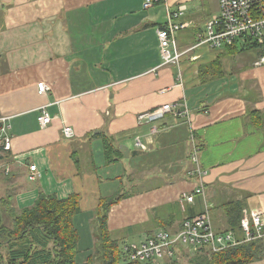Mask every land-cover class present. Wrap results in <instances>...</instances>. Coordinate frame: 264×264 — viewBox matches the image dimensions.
I'll return each mask as SVG.
<instances>
[{
  "label": "crops",
  "instance_id": "crops-1",
  "mask_svg": "<svg viewBox=\"0 0 264 264\" xmlns=\"http://www.w3.org/2000/svg\"><path fill=\"white\" fill-rule=\"evenodd\" d=\"M142 3L0 0V116L9 117L12 135L11 149L0 159L1 192L15 209L32 205L39 190L59 198L75 192L81 211L96 214L99 199L107 197L99 192L106 179L99 172L113 168L131 189L108 212L113 236L153 231L171 215L177 225L205 204L215 229L229 227L228 203L256 209L264 221V65L254 64L258 51L224 54L223 75L201 82L199 66L216 53L203 45L189 48L204 30L202 15L205 21L218 13V1L166 0L172 10L185 6L181 20L188 25L177 35L185 54L179 64L155 70L161 61L156 28L166 22L165 5L146 9ZM40 81L48 85L46 93H38ZM184 101L191 121L172 113L138 121L140 112ZM41 105L52 117L44 128L37 121ZM252 110L262 123L251 119ZM63 124L73 127V138L61 135ZM101 131L117 147L127 146L128 157L100 161L101 138L93 135ZM195 142L206 170L204 194L182 207L180 195L196 188L190 174ZM30 164L36 165L35 180L28 178ZM248 264H264V255Z\"/></svg>",
  "mask_w": 264,
  "mask_h": 264
},
{
  "label": "trees",
  "instance_id": "trees-1",
  "mask_svg": "<svg viewBox=\"0 0 264 264\" xmlns=\"http://www.w3.org/2000/svg\"><path fill=\"white\" fill-rule=\"evenodd\" d=\"M156 4L165 5L166 15L167 10L174 11L166 3V0H157L150 7ZM179 6L176 8L178 9ZM143 8L146 7L143 6ZM182 15L177 20L186 23L181 20ZM214 15L206 20L204 30L197 32L193 42L195 47L191 48L198 49V47L203 45L208 46L209 49L216 53L214 59L199 66L201 82L209 77L223 75L222 56L224 54L232 55L237 52L255 49L254 45H248L238 39H232L230 42L223 40L220 45H213L210 41L201 42L207 36V23ZM164 25L165 23L160 26ZM184 28L185 26L176 32V40L178 32ZM184 54L185 52L180 56L179 62ZM249 115L253 121L258 119L261 123L263 122V117L259 111L252 110ZM184 118L187 119V117ZM189 120L190 115L187 121ZM93 136L101 138L103 159L106 164L114 163L123 157L122 151L113 143V139L110 136L105 135L102 131L95 133ZM192 136L191 133V139ZM195 145L200 148L196 142ZM3 156V154H0V159ZM190 161H192L191 158ZM130 194L128 190L123 189V192L113 199L108 196L99 199L96 209L97 226L96 231H94L96 242L93 244V251H91L92 249L88 250L86 258L82 259L84 264H248L254 260L261 259L264 255L262 242L264 235L243 241L242 238L244 236L240 230L241 205L239 203H228L226 204V211L228 213L229 227L217 230H231L237 239H241L237 244L218 251H213L210 246L204 245L193 251L181 250L180 256L164 258L158 261H125L122 255V243L126 242V240L112 236L108 227V212L113 204L118 203ZM2 203L3 206L11 209L8 212L11 216L13 214V219L10 227L5 226L2 222V212L0 211V264L78 263L77 254L80 252L78 245L79 232L75 224V216L83 214L89 217L88 213L81 211L79 194L73 192L65 198H59L55 194H46L39 190L36 199L30 206L15 209L7 202V197L2 198ZM14 210H18L19 213L17 214ZM194 214H187L186 216L190 217ZM174 218H176L175 215H171L170 218L160 223V227L172 228L175 222ZM151 232H146V235Z\"/></svg>",
  "mask_w": 264,
  "mask_h": 264
},
{
  "label": "built area",
  "instance_id": "built-area-1",
  "mask_svg": "<svg viewBox=\"0 0 264 264\" xmlns=\"http://www.w3.org/2000/svg\"><path fill=\"white\" fill-rule=\"evenodd\" d=\"M157 0H144L143 6L150 7ZM219 11L207 23V36L201 42L210 41L213 45H220L223 40L230 42L232 39L244 41L248 45H254L258 51L255 65H264V0H218ZM184 5H180L173 12L167 10L164 26L156 28L158 49L160 55L159 67L170 64H178L180 56L185 51L178 49L176 32L186 26V23L177 19L183 14ZM195 47L192 45L189 49ZM48 85L40 81L37 83L38 93H46ZM166 113L189 118V111L184 102L164 103L151 110L138 113V121H155ZM8 116H0V154L11 149L12 135ZM52 117L46 110V105L38 109L37 121L41 128L46 127ZM155 131V127L153 129ZM61 135L66 139L75 136L71 125L63 124ZM140 145L139 139L136 141ZM193 145V143H192ZM199 148L193 145L190 158L195 167L190 173L195 177L196 188L190 193L180 195L183 202H193L197 194H204V176L206 170L199 164ZM28 178L35 180L38 172L35 164L29 165ZM7 171V170H6ZM264 221L262 213L256 209L242 210L240 218V230L242 240H251L264 235ZM231 230H217L214 228L208 206L193 216L184 217L172 228H158L152 231L140 241H126L122 243V255L125 261H158L164 258H174L181 255V250L193 251L200 246H210L213 251H218L240 242Z\"/></svg>",
  "mask_w": 264,
  "mask_h": 264
},
{
  "label": "rangeland",
  "instance_id": "rangeland-1",
  "mask_svg": "<svg viewBox=\"0 0 264 264\" xmlns=\"http://www.w3.org/2000/svg\"><path fill=\"white\" fill-rule=\"evenodd\" d=\"M217 12V10L215 11V13ZM208 19V17H207ZM206 19V20H207ZM206 20L204 21V15H202L201 19L199 20L201 26L203 25V22L205 24ZM99 157L98 159L103 162V153L101 156V152L98 153ZM109 165V164H108ZM83 167V165H82ZM111 167V166H108ZM84 169V168H83ZM119 169V168H118ZM107 172H112V175H110V179H108V175ZM101 176H103L104 179L103 182L99 186V192L102 194V196H108L111 197L112 199L114 197H117L118 194L123 192V189L128 190V192H131V189H127L124 184H123V177L121 179H116L115 173L113 172V168H103L101 167V171L99 172ZM91 180H87L86 184H90ZM4 186H6L5 184H0V199L6 197V194L3 193V191L1 192V187L3 188ZM111 192V193H108ZM98 192V187H95L93 193ZM89 194H91V192H89ZM8 197V196H7ZM96 198H92L91 201L95 200ZM6 200V199H5ZM89 204V203H88ZM82 206L85 207V205L82 202ZM88 208H91V203L88 205ZM94 208L96 209V206L94 205ZM93 208V209H94ZM91 209V210H93ZM0 211L2 212V222L5 226L10 227L11 223H12V216L8 211H11V209L6 208L5 206H3L2 204H0ZM15 211V210H14ZM17 214L19 213L18 210L15 211ZM91 216V218L83 214H77L75 216V224L78 227V232H79V241H78V245L80 248V252H78L77 254V258H78V263L77 264H84L82 259L86 258L87 254L86 252L90 249H92L91 251H93V244L94 242H96L95 236H94V231H96V226H97V220H96V214H89ZM160 228V227H159ZM158 229V228H157ZM154 229V230H157ZM143 228H139L136 229L134 232L130 233V234H126L123 236H113L114 238H118V239H122V240H126V241H140L142 239L145 238L146 232H148L147 230H145ZM88 248V249H85ZM85 249V250H84Z\"/></svg>",
  "mask_w": 264,
  "mask_h": 264
},
{
  "label": "water",
  "instance_id": "water-1",
  "mask_svg": "<svg viewBox=\"0 0 264 264\" xmlns=\"http://www.w3.org/2000/svg\"><path fill=\"white\" fill-rule=\"evenodd\" d=\"M122 152H123V154H124V156L125 157H128V147L127 146H125V145H119V147H118Z\"/></svg>",
  "mask_w": 264,
  "mask_h": 264
}]
</instances>
